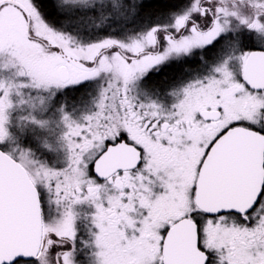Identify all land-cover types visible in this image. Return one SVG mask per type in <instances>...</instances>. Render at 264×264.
I'll return each mask as SVG.
<instances>
[{
	"label": "flooded vegetation",
	"instance_id": "af4514ba",
	"mask_svg": "<svg viewBox=\"0 0 264 264\" xmlns=\"http://www.w3.org/2000/svg\"><path fill=\"white\" fill-rule=\"evenodd\" d=\"M24 1L0 0L5 2L0 12L13 9L25 22L18 41L9 45L17 46L21 58H30L37 65L48 62L54 68L52 74L46 73L53 81V85H47L53 107L67 112L71 104L91 102L87 104L89 118L85 120L68 111L73 117L69 124L78 132L74 139H65L70 146L63 150L59 161L47 149L26 148V138L31 137L24 131L14 133L19 148L33 151L32 157L43 161L45 168L82 167L86 154L95 148L99 151L87 163L89 175L77 179H38L24 168L38 195L41 238L35 259L14 264H144L143 259L146 264H164L168 260L188 264H264V0H182L171 10L151 11L148 16H136L130 23H123L120 35L135 44L133 50L110 43L89 48L82 57L35 33L31 27L33 9L42 18L38 4L29 0L26 7ZM154 1L147 0L145 4ZM189 4L192 10L183 14ZM248 8H258L260 12L249 14ZM247 19L250 22L246 29H236ZM102 24L119 28L108 21ZM234 44L235 55L230 52ZM104 58L127 67L132 80L119 82L100 72L94 78L71 81L73 72H95L104 65ZM61 68L68 76L66 82L58 78ZM138 81L144 85L134 91ZM109 87L115 90V96L107 95ZM189 87L196 88L192 95L185 93ZM46 89L40 85L28 91L36 98ZM178 99L191 103L183 118L175 112L176 107L180 110ZM239 99H245V106L254 104L252 114L217 127L223 116L222 105ZM216 111L220 114L217 120L201 117L202 112ZM19 119L23 121L24 117L20 115ZM237 127L242 128L240 135L231 136L227 144L218 147L212 161L216 166L228 163L245 168L240 171L221 167L215 179H199L203 161L214 144ZM31 139L33 145L36 139ZM90 143L98 145L91 148ZM120 143L133 148L128 156L137 159L136 166L96 176V160ZM181 147L202 151L195 166L190 203L177 210L181 215L170 212L174 209L138 206L142 195L154 199L164 192L160 187L149 188L150 194L141 193L139 182L146 179L149 187L153 179H171L181 172ZM234 173L237 176L233 178ZM196 196L233 202L227 211L208 215L195 205ZM184 220L189 223L170 235V229ZM207 226L213 231L211 240L205 232Z\"/></svg>",
	"mask_w": 264,
	"mask_h": 264
},
{
	"label": "rangeland",
	"instance_id": "374dc122",
	"mask_svg": "<svg viewBox=\"0 0 264 264\" xmlns=\"http://www.w3.org/2000/svg\"><path fill=\"white\" fill-rule=\"evenodd\" d=\"M35 1L37 0H31L30 3L35 5ZM51 1L64 13L65 22L61 26L56 23L57 29L60 28L61 30L54 31L31 8L34 12L33 24L31 26L33 31L48 38L50 43L56 42L62 48L72 49V54L79 53L78 57H82L83 51L87 52L89 48L110 43L118 44L123 49L133 50L135 44L133 42L129 44L131 40L120 35V32L123 31L120 27L123 23L133 21L136 16H141V6L147 0ZM28 2L29 0L24 1L26 7L29 5ZM189 9L192 10L190 4L184 7L183 14H187ZM172 10L175 11L176 9ZM262 10L264 11V8ZM173 11H170V13ZM246 11L249 14L251 12L252 14L260 12L258 8H248ZM103 21L111 22L119 28H110L108 25L102 24ZM249 22L247 19L246 22L241 23L236 29H246L245 26ZM24 30L25 22L17 11L6 8L0 12V150L10 156L14 161L21 162L23 168L29 169L30 173H33L38 179L50 177L77 179L82 175L88 176L89 168L87 163L97 154L99 148H95L91 153L86 154V159L83 163L85 165L75 168L53 166L45 168L43 161L32 157L34 155L33 151L24 152L19 148L18 137L15 134L19 133L18 131H24L27 132L25 135L36 139V142L31 145L33 143L32 139L26 138L24 145L26 148L30 150H35L36 148L47 149L51 157L59 161L64 154L63 150H66L67 146H70L67 145L65 139L70 140L71 137L74 139L78 132H76V128L73 125L69 124L70 121L73 117L82 116L81 119L83 120L89 118L86 109L87 104L91 102V100H88L86 103L76 106H72L74 104H71L68 111L72 110L73 117L68 115V111L66 112L59 107H53L54 102L49 94V86L47 87V85H53V81L48 79L50 75L48 78L46 77V73L52 74L54 68L48 62L43 64L40 61V64L37 65L30 58H21V55L16 50L17 46L14 45V49L9 45L12 42H17L18 40L16 38L19 37L18 34L24 32ZM236 48L237 45L234 44L230 50L234 55L236 54ZM7 49H10V51H6ZM103 62L104 65H100L93 73L83 74L81 72H73L70 78L71 81L94 78L100 72L114 79H118L119 82H125V80L129 81L131 79L127 67L120 66L108 58H104ZM22 82H24V85L21 84ZM40 85L41 89H43V86H45V89L47 87L46 92L40 93L38 97L33 98L34 96L29 93L28 88ZM143 85L144 83L141 81L135 82L134 91H138ZM194 89L196 88L189 87L185 93L192 95L193 91H195ZM106 91H108L107 95L111 97L117 94L112 87L107 88ZM104 95H106V92ZM244 100H233L231 103L223 104L224 111L222 120L217 124V127H224L228 123L242 120L243 117L246 118L245 115L247 114H252L250 110L253 109L254 104L249 102L245 106L243 103L245 102ZM177 102L179 103L178 107L180 109L179 113L176 107L175 112L177 115L181 118L187 116V111L189 112L191 108L190 101L187 99H178ZM178 103H176V106ZM243 106L244 108L247 107L246 110H244ZM20 115L24 117L23 121H20ZM75 122H78V120L75 119ZM97 145V143H90L89 147L91 146L93 148ZM181 148V172L173 175L171 179H153L149 182V187L146 179H143L141 183L139 182L138 191L141 193L150 194L151 190L160 187L164 192L158 195L159 198L154 197V199H150L148 195H142L138 199V206L154 208V210L160 208L174 209L170 212L181 215L180 211L177 210L190 203L192 179L196 170L195 166H197L200 158L199 155L202 154V151H195L187 147ZM35 162H38L37 165H35ZM205 232L208 240H211L213 232L211 227L207 226ZM138 258L141 259V254ZM143 262L146 264L144 259Z\"/></svg>",
	"mask_w": 264,
	"mask_h": 264
},
{
	"label": "water",
	"instance_id": "95a60500",
	"mask_svg": "<svg viewBox=\"0 0 264 264\" xmlns=\"http://www.w3.org/2000/svg\"><path fill=\"white\" fill-rule=\"evenodd\" d=\"M4 3L1 2L0 5ZM10 3L22 8L16 3ZM24 13L28 24V15L25 10ZM74 64L81 69H85L80 63L74 62ZM58 78L61 82L67 81L68 76L64 68L58 70ZM201 117L207 121L216 120L219 118V112H202ZM241 129L237 127L229 130L214 144L203 161L199 179H215V176L218 175L216 171L221 167L240 171L245 168L242 165H230L228 163L216 166L212 161V153L221 145L227 144L231 136L240 135L238 131ZM131 149L133 148L123 143L109 147L94 163L93 173L98 177H103L119 169L135 167L137 159L135 160L133 157L128 156ZM116 161L119 164L115 163ZM114 163L116 165H113ZM259 171L262 176L261 166ZM239 175H242V173H239ZM236 176L237 173H234L233 178ZM194 202L204 213L215 215L227 211L233 201L230 199H212L196 196ZM187 223L189 222L186 220L176 223L170 229L169 234H175ZM40 237L41 218L37 192L25 170L0 150V264H14L18 260L29 261L35 259L39 252ZM164 264L188 263H175L168 260Z\"/></svg>",
	"mask_w": 264,
	"mask_h": 264
},
{
	"label": "trees",
	"instance_id": "16d2710c",
	"mask_svg": "<svg viewBox=\"0 0 264 264\" xmlns=\"http://www.w3.org/2000/svg\"><path fill=\"white\" fill-rule=\"evenodd\" d=\"M179 1L182 0H155L153 3H146L141 6L140 15L148 16L151 14V11L165 10L167 8L170 9L174 7V5H176ZM35 4H38V13L42 17L41 19L45 21L46 25H48L54 31H59L58 29L60 28L57 29L56 23L61 26L62 23L65 22L64 13H62V11H60L56 4H53L51 0H37L35 1ZM158 78L159 77L156 79Z\"/></svg>",
	"mask_w": 264,
	"mask_h": 264
}]
</instances>
